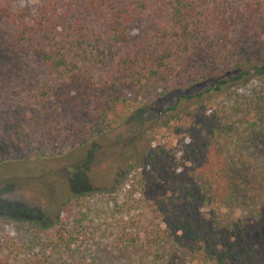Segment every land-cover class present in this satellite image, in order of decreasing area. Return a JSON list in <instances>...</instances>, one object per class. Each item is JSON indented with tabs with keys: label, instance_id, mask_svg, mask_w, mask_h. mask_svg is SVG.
<instances>
[{
	"label": "trees",
	"instance_id": "trees-1",
	"mask_svg": "<svg viewBox=\"0 0 264 264\" xmlns=\"http://www.w3.org/2000/svg\"><path fill=\"white\" fill-rule=\"evenodd\" d=\"M24 1L0 0V24L9 29L6 33L12 32L8 47L12 52L33 50L53 81L68 82L80 92L79 96L74 93L76 100L91 102L104 117L102 107L107 103L110 112L116 116L120 112L119 119L128 120L180 91L165 108L163 127L173 133L197 130L215 138L233 127L230 122L238 101L226 113L229 116L215 113L214 120L204 119L197 128L192 125L195 118L211 116L214 96L222 97L233 85L250 82L251 72L264 75V57L251 68L253 63L244 53L230 64L205 62V53L212 47L195 27L202 16V0H73L74 7L66 9L63 0H41L33 17L20 7ZM70 14L80 30L87 21L101 25V31L92 30L97 38L56 32L57 26L67 24ZM118 53L116 62L108 61ZM201 85L205 86L202 91L193 92ZM190 90L191 94H185ZM213 111L218 112L215 105ZM65 116L69 118L60 117L58 129L71 135L77 131L76 121L72 124L71 116ZM53 125L52 141H64L65 132H57ZM11 130L17 141L30 137L18 124ZM126 158V174L135 176L141 167L136 165L137 154ZM242 158L220 169L214 184L205 180L201 168L172 175L173 193L188 206V214L174 218L168 231H154L150 241L169 240L177 247H136L140 237L133 225L137 219L132 203L129 199L118 203L112 190H94L70 196L60 218L50 226L18 220L24 222L26 233H36L32 243L48 232L42 250L30 256L27 264H131L135 258L125 255L132 249L133 254L139 253L138 264H264V168L243 165ZM196 203L203 213L196 214ZM13 220L0 216L2 246L18 236ZM110 239L132 247L99 256L95 246ZM16 249L20 248L3 250L11 257ZM8 254L0 264H6Z\"/></svg>",
	"mask_w": 264,
	"mask_h": 264
},
{
	"label": "rangeland",
	"instance_id": "rangeland-1",
	"mask_svg": "<svg viewBox=\"0 0 264 264\" xmlns=\"http://www.w3.org/2000/svg\"><path fill=\"white\" fill-rule=\"evenodd\" d=\"M40 1L25 0L20 7L33 17ZM73 2L63 0L61 5L66 9L74 7ZM202 2V16L195 27L212 47L205 53V62L230 64L244 53L253 63L248 68L259 66L264 57V0ZM5 27L0 24V216L15 219L11 223L18 236L15 242L7 241L3 246L0 239V260L8 254L3 249L20 248L14 250L17 254H8L6 264H27L30 256L42 250L44 234H48H40L39 241L32 243L36 233H26L24 222L18 220L50 226L60 218L62 205L70 196L94 190H112L118 203L127 199L132 203V215L137 219L133 225L140 237L136 247H177L169 240L150 241V235L168 231L174 218L188 214V206L173 193L172 175L192 174L201 168L205 180L214 184L219 170L239 157H243V165L264 168V75H257V71L251 72L250 82L233 85L222 97L214 96L210 101L211 116L197 117L192 122L197 128L204 119L214 120L215 113L229 116L226 113L237 100L239 108L231 115V129L215 138L197 130L173 133L163 127L167 120L164 111L180 91L130 115L128 120L119 119L117 110V116L110 112L107 103L102 107L107 113L104 117L91 102L76 100L74 93L79 96L80 92L69 87L68 82L53 81L33 50L12 52L8 47L12 32L6 33L9 29ZM100 27L87 21L80 30L70 14L67 24L57 26L55 31L92 39L97 38L92 30L101 31ZM119 55H112L108 61L116 62ZM204 87L198 86L193 92ZM185 94H191V90ZM213 105L218 112L213 111ZM65 114L71 116L72 124L76 121L77 131L71 135L58 129L60 117L69 118ZM17 124L30 136L26 142L13 136L11 129ZM53 124L57 132L67 135L64 141H52ZM130 153L137 154L136 165L141 167L135 176L128 177L126 157ZM199 209L202 207L196 203V214L203 213ZM95 247L101 256L132 246L110 239L99 241ZM134 250L125 258L130 255L135 258L131 264H138L139 253L133 254Z\"/></svg>",
	"mask_w": 264,
	"mask_h": 264
}]
</instances>
